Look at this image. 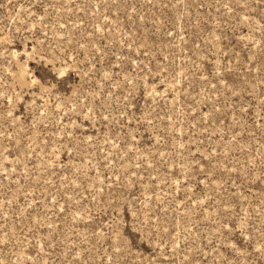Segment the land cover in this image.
<instances>
[{
    "label": "rangeland",
    "instance_id": "1",
    "mask_svg": "<svg viewBox=\"0 0 264 264\" xmlns=\"http://www.w3.org/2000/svg\"><path fill=\"white\" fill-rule=\"evenodd\" d=\"M0 264H264V0H0Z\"/></svg>",
    "mask_w": 264,
    "mask_h": 264
}]
</instances>
